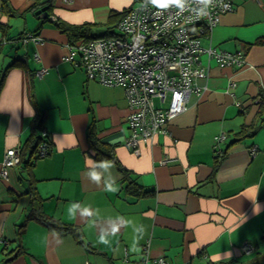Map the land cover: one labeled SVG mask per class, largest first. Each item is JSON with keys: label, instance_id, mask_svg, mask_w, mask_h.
Instances as JSON below:
<instances>
[{"label": "crops", "instance_id": "obj_1", "mask_svg": "<svg viewBox=\"0 0 264 264\" xmlns=\"http://www.w3.org/2000/svg\"><path fill=\"white\" fill-rule=\"evenodd\" d=\"M34 2L7 0L14 12ZM137 2L54 0L51 20L42 21L35 13L42 7L13 16L0 0V170L7 150L25 145L37 115L52 143L34 165L10 167L8 178L0 173V264L223 263L242 256L245 245L263 248L264 109L259 113L257 101L264 92V0H234V11L202 39L204 47L244 52L247 64L223 66L203 54L208 75L197 79L200 91L140 154L127 144L124 88L88 80L65 60L71 42L52 22L90 23L103 32L112 12ZM30 33L42 41L24 42ZM246 126L250 135L237 140ZM90 130L121 166L91 146ZM130 181L150 193L132 194ZM85 208L91 216H81ZM40 211L48 222L28 220ZM101 234L108 244L98 242Z\"/></svg>", "mask_w": 264, "mask_h": 264}, {"label": "built area", "instance_id": "obj_2", "mask_svg": "<svg viewBox=\"0 0 264 264\" xmlns=\"http://www.w3.org/2000/svg\"><path fill=\"white\" fill-rule=\"evenodd\" d=\"M138 2L117 22L113 32L69 43L70 52L64 57L82 67L88 80L124 88L131 133L127 144L136 154L141 153V144H151L156 135L166 132L173 118L188 109L190 94L200 91L197 79L208 75V67L201 60L203 54L223 66L241 68L247 64L242 51L229 52L202 44L221 16L234 11V0H211L207 5L203 0H182V6L181 0ZM23 40L39 43L42 38L30 33ZM46 72L43 68L37 75L43 77ZM47 135L43 129L45 139L38 148L39 157L50 153ZM225 136L219 135L218 141ZM255 152L256 147L252 154ZM21 158V148L8 149L1 175L8 178L10 167L19 165ZM252 248L249 244L242 250L250 253ZM153 264L168 262L159 258Z\"/></svg>", "mask_w": 264, "mask_h": 264}, {"label": "trees", "instance_id": "obj_3", "mask_svg": "<svg viewBox=\"0 0 264 264\" xmlns=\"http://www.w3.org/2000/svg\"><path fill=\"white\" fill-rule=\"evenodd\" d=\"M43 6H47L48 12H50V10H52L53 6H54V0H35L34 3H32L31 5H29L28 7H26L25 10L23 11H18L16 10L11 11L8 7L7 4V0H4L3 3V9L5 12H8L11 15H19V16H25L26 12L29 11H36V9L38 7H43ZM128 7L122 11H118V12H112V14L110 15V20L108 22V26H106V29L101 32V33H96L97 31L96 28L94 27V25L90 24V23H84L81 25H71L68 24L67 22L61 21V19H56L53 20L52 22L59 28L61 29L68 37L69 42L71 43H75L77 41H79L80 39H92V38H97L100 37L102 35H108L110 32H113L117 22H119V20L123 17V15L129 10ZM12 12V13H11ZM36 13V12H35ZM39 16V15H38ZM47 20H51L50 18V13L48 14V16L44 19H42V21H47ZM2 25H0L1 28ZM3 27V26H2ZM34 34V33H32ZM2 38L0 36V53L2 51ZM261 99L257 101V104L260 105V109H259V113H262L263 109H264V92H261ZM44 120L45 117L44 115H37V117L34 119L33 123H32V132L31 135L29 137V139L26 141L25 145L21 148V153H22V158H21V162L20 164H23L25 167L28 166H32L34 165V161H32L33 159H37L40 158L37 153H38V148L41 144V142L45 139L42 136V131L44 129ZM248 126L244 127L239 133H238V139L237 140H243L244 138H246L248 135ZM89 137V142L91 144V146L97 150V152H100L106 156H108V158L112 159L113 161H115L117 164H119V166H121V164L118 162V159L115 157L114 152L112 151V149H108L106 147V144L102 142V140L99 138L98 133L94 132L92 130L89 131L88 134ZM47 141L49 143V147H50V152H52V143L49 140V138L47 137ZM99 153V154H100ZM126 188L128 189L129 192H131L134 195H145L150 193V191H147L145 189H143L138 183L134 182V181H130ZM36 199V198H34ZM30 219H37L39 221L42 222H48V218L47 215H45L42 211L40 212H32L28 215V220ZM52 225L57 226L55 223H52ZM23 226H21V230H23ZM261 242L264 244V232L261 236ZM204 264H264V246L263 248H252V251L250 253H243L242 256L236 258V259H232L226 262H213V261H207Z\"/></svg>", "mask_w": 264, "mask_h": 264}, {"label": "clouds", "instance_id": "obj_4", "mask_svg": "<svg viewBox=\"0 0 264 264\" xmlns=\"http://www.w3.org/2000/svg\"><path fill=\"white\" fill-rule=\"evenodd\" d=\"M153 2H155V0H153ZM203 3L206 4V5H207V4H210V3H211V0H203ZM181 6H182V0H181ZM89 160H91L90 157H89ZM103 166H104L105 168H108V167H112V164H111L110 162H108V161H104ZM89 174H90V176L92 177V179H94V180H98V179H99V176H98V174H97L96 171L92 170ZM110 186H111V185H110ZM257 206H258V205H257ZM257 206H256V207H257ZM76 207H78V206L75 205V204H73V205L71 206V209L69 210V215L72 216L73 218L76 217V215H75V211H74V209H75ZM91 215H92V212L89 211V209H87V208H85V209H83V210L81 211V216H82V217H89V216H91ZM118 230H119V229H118V226H116V225H114V226L112 227V229H111V231H112L113 234H115ZM98 242L101 243V244H108V243H109V240L106 238V235L101 234V235H99V237H98Z\"/></svg>", "mask_w": 264, "mask_h": 264}, {"label": "water", "instance_id": "obj_5", "mask_svg": "<svg viewBox=\"0 0 264 264\" xmlns=\"http://www.w3.org/2000/svg\"><path fill=\"white\" fill-rule=\"evenodd\" d=\"M36 14L42 18H46L49 14L47 6H43L41 9L37 10Z\"/></svg>", "mask_w": 264, "mask_h": 264}, {"label": "rangeland", "instance_id": "obj_6", "mask_svg": "<svg viewBox=\"0 0 264 264\" xmlns=\"http://www.w3.org/2000/svg\"><path fill=\"white\" fill-rule=\"evenodd\" d=\"M138 3H139V2H137L136 4H138ZM136 4H135V5H136ZM96 33H98V34H99V33H101V32L97 31Z\"/></svg>", "mask_w": 264, "mask_h": 264}]
</instances>
